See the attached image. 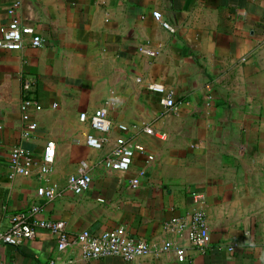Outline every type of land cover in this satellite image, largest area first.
<instances>
[{
  "label": "crops",
  "instance_id": "0c3cea01",
  "mask_svg": "<svg viewBox=\"0 0 264 264\" xmlns=\"http://www.w3.org/2000/svg\"><path fill=\"white\" fill-rule=\"evenodd\" d=\"M10 4L0 0V27ZM17 15L43 44L0 49V230L8 229L11 214L39 204L35 218L65 222L71 237L121 227L133 239L154 242L164 237L166 221L197 210L189 196L195 190L206 197L209 251L198 254L183 239L184 262L166 253L133 264H264V0H21ZM142 46L158 55L141 56ZM26 82L39 111L19 109ZM151 85L173 92L175 111ZM99 108L145 147L127 173L99 167L116 129L103 152L85 143L94 132L79 116ZM25 120L37 129L23 138ZM144 126L156 136L137 135ZM48 141L55 165L47 182L9 178L15 146L40 157ZM146 155L154 158L148 165ZM83 162L91 184L73 197L66 179ZM145 168L140 186L131 188ZM42 186L65 193L47 202L36 195ZM232 242L233 253L220 248ZM1 257L13 264H127L119 257L83 261L77 246L60 252L44 230L3 247Z\"/></svg>",
  "mask_w": 264,
  "mask_h": 264
},
{
  "label": "built area",
  "instance_id": "2783aa9c",
  "mask_svg": "<svg viewBox=\"0 0 264 264\" xmlns=\"http://www.w3.org/2000/svg\"><path fill=\"white\" fill-rule=\"evenodd\" d=\"M21 7V0H11L7 10L9 21L0 27V49L4 51H21L26 48H41L43 41L36 34L33 27L23 25L17 13ZM152 17L167 31H172L171 27L162 18L161 13L153 12ZM138 53L143 57L155 58L157 51L146 46L138 48ZM158 94L163 95L162 105L171 111H175L177 105L174 101L173 92L166 90L161 85H151L148 87ZM31 84L26 82L22 86V101L20 111L25 113L28 110L39 111L40 107L29 97ZM79 120L87 122L93 134L87 135L85 143L87 147L103 152L109 143V137L113 129L119 132L114 139L112 147L101 158L99 167L107 172L127 173L132 165L136 154L146 153L142 144L135 142V135H128V127L123 124L114 123L107 116L104 108H99L87 115L80 114ZM25 128L22 137H28L37 129L34 122L24 121ZM156 136V132L150 127H141L137 130V135ZM152 155H146L145 164L153 162ZM55 165V145L48 141L44 146L40 157H35L31 152L15 146L9 157V178L15 177L30 178L36 177L39 181L47 182L52 174ZM91 167L83 162L80 164L75 174L69 175L66 179V193L73 197H79L85 193L91 184ZM146 168L137 172L131 179L130 186L135 189L140 186L144 178ZM64 192V193H65ZM61 193L56 187L42 186L37 189L38 199L51 202L60 198ZM192 203L197 210L189 218H172L166 221L162 227L164 237L158 241L149 242L141 239H133L127 235L121 227L111 231H106L100 235H92L88 231H82L71 237L68 235L66 223L63 221L40 220L35 218L40 212V205L34 204L27 211L17 212L9 216V227L5 231L0 230V264L6 263L1 257L3 247H17L25 241H32L36 237L38 230H44L56 240V248L60 252H65L69 247L77 246L80 250L83 261H98L110 257H119L127 264H133L138 258L152 256L158 258L163 254L172 253L178 262L186 259V248L182 240L188 241L190 247L198 254H205L210 249L209 230L204 214L206 197L200 191L189 192ZM99 202H102L99 200ZM171 237L172 239L166 238ZM238 246L232 242L220 248L228 253H233ZM48 264H56L50 261ZM63 264H73V260Z\"/></svg>",
  "mask_w": 264,
  "mask_h": 264
}]
</instances>
